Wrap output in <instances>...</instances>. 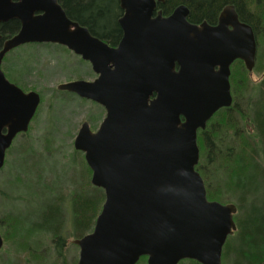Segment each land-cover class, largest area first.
Masks as SVG:
<instances>
[{
	"label": "water",
	"instance_id": "water-1",
	"mask_svg": "<svg viewBox=\"0 0 264 264\" xmlns=\"http://www.w3.org/2000/svg\"><path fill=\"white\" fill-rule=\"evenodd\" d=\"M118 1L122 36L110 46L71 20L57 0H0V23L19 22L0 49V168L40 103L38 92L24 91L5 77L3 57L26 43L63 45L88 61L97 76L56 88L106 111L95 131L85 120L73 139L91 170V184L104 192L92 230L74 241L77 264H136L142 256L147 264L184 259L222 264L237 208L207 198L195 168L197 130L231 105L232 61L253 68L252 28L230 5L218 26L198 27L187 22L184 5L162 16L160 10L153 14L164 0ZM2 245L0 234V250Z\"/></svg>",
	"mask_w": 264,
	"mask_h": 264
},
{
	"label": "trees",
	"instance_id": "trees-1",
	"mask_svg": "<svg viewBox=\"0 0 264 264\" xmlns=\"http://www.w3.org/2000/svg\"><path fill=\"white\" fill-rule=\"evenodd\" d=\"M58 1L62 5L66 15L70 19L77 21L80 25L86 26L91 34L109 43H115L119 37L120 28L117 20L122 10L119 7L118 0ZM248 1L164 0L163 3L158 4V8L166 13L182 3L190 9V17L192 19L206 18L210 20L219 5L231 2L236 5L240 16L247 20L251 17V13L249 14L244 7ZM261 17L262 26H264V15H259L256 20L254 19L255 23H252L254 30L257 29V24ZM18 28L19 22L17 20H9L5 23H0V34L12 35ZM244 84V90L242 93L239 91V97L237 94L235 98L233 96L231 106L220 109L214 114L217 115L219 112L224 111L223 115L227 119H230L226 121L225 125L227 128L231 125L234 126V137L230 138L225 130L224 134H219L220 136L216 140H213L214 138L211 137L209 132L210 130L206 128L202 131L200 139L205 148L208 149L207 158L210 165H215L216 158L222 160L223 163L220 162V167L222 166V169L228 174V178L232 180L231 189L236 193L237 197V212L234 216L236 230L232 235L228 236L223 246L222 264H264V79L258 83L246 81ZM241 96L245 98L243 101ZM238 116L247 120L246 126L253 130L254 136L248 137L245 135L246 139H243L244 142H242L243 144L238 149L240 152L235 153L232 152L235 150L234 145L230 149L228 142L231 140L233 143L235 138L238 139L239 136H243L241 135V131H245L244 125H239L241 121ZM212 127H215V125ZM38 130L41 132L42 129L39 128ZM30 131L28 129L26 133H22L21 138L16 140L15 144L11 146L14 158L17 161L20 158L22 159L18 166L23 167L18 172H15V175L20 180L19 183L15 182V186L18 189L21 186H24L26 189H36L35 187H37L40 195L43 197L41 200L43 208L33 219L14 215L17 218L13 222V228L16 229L15 232L17 233L15 234V241H13L14 248L10 253L4 254L5 261L3 264H21L23 262L18 255V249L24 247L20 243L25 244L23 234L27 236L28 233L30 237L35 233L38 235H42L43 233L51 237V248L48 251L50 262H46L43 258L42 260L40 258L27 259L25 262L28 261V264H65L61 258L62 249L66 248L65 237L72 235V237L78 238L92 230L95 218L104 200V193L101 188L91 184V170L85 163L83 154L78 151L74 152L79 153L81 158L78 155H74L70 160L73 167L66 169L67 171H72L67 179V183L62 184L58 181H52L48 184L44 177L45 168H41L42 164L37 158L44 161L45 156L51 154V151L48 154H43L40 140L41 135L32 134ZM44 131L43 133L45 134L42 137L44 139L42 140H45V143L48 145L50 141L52 142L53 135L51 136L50 132H46L45 129ZM26 145L28 146L25 147ZM22 147H25V150H22ZM48 147L45 149L48 150ZM220 147L228 148L227 156H221L222 153H219L218 157H215V154L213 155L214 150L219 152ZM52 151L54 150L52 149ZM8 162L10 165L11 161ZM77 166L81 167L77 172L76 178H73ZM207 166L206 169L209 170ZM203 168L199 161L196 169L203 178L207 198L213 200V195L210 193L211 190L207 188L209 186L204 177ZM219 179H223V175ZM63 191L67 193L72 191L71 195H69L71 231L66 234L63 229L65 217L64 203L62 201L64 198L61 197ZM11 215L13 216V214ZM71 246L74 245L71 243L69 249ZM72 252L75 254V251ZM0 259H2V256ZM144 260L146 262V258L141 257L136 264H145ZM67 264H76V258H72ZM178 264L200 263L192 259H185L179 261Z\"/></svg>",
	"mask_w": 264,
	"mask_h": 264
},
{
	"label": "rangeland",
	"instance_id": "rangeland-1",
	"mask_svg": "<svg viewBox=\"0 0 264 264\" xmlns=\"http://www.w3.org/2000/svg\"><path fill=\"white\" fill-rule=\"evenodd\" d=\"M246 8L247 10L253 11L255 16L264 15V0H249ZM261 19L257 24L258 61L256 67L251 72H248L240 62H236L232 67L231 83L234 98L236 94L239 97V91L242 93L244 90V82L250 81L252 83H258L264 79V26H262ZM1 66L7 78L19 84V87L23 90H35L39 93L41 98L40 104L37 108L36 116H34L35 118L33 117L30 122L29 130H31L30 132L32 134L41 135L40 140L42 151L44 152L43 154H48L50 151L51 154L45 156L46 158L44 161L39 158H37V160L42 164L41 168H45L44 177L48 184L52 181H58L62 184L67 183V179L72 171H67L66 169L73 167L70 163L71 158L74 155H78L81 158L79 153L74 152L71 140L81 122L88 120L93 127L97 125L99 119L97 121L95 120L101 115V109L99 105L78 97L71 92L57 90L56 86L67 80L86 79L91 72L89 64L59 44L26 43L6 53L3 57ZM240 81L241 86L239 84ZM241 97L243 101L245 98L243 96ZM223 114L224 111L214 115L210 124L207 125L211 137L214 138L213 140H216L217 137L224 134L225 130L230 138L234 137V126L229 125V128L226 127L225 123L230 119H227ZM239 118L241 121L239 125L243 124L245 129L244 132L241 131V135L243 136H239L238 139L235 138L233 143L231 140L228 142L230 149L234 145L235 150L232 152L235 153L240 152L238 149L243 144V139H246V137H244L245 135L248 137L254 136L253 130L246 126L247 120L243 117ZM213 125H215V127H212ZM239 125L237 126L239 127ZM39 128L42 129L41 132L38 130ZM44 129L46 132H50L49 134L51 136L53 135L51 139L52 142L50 141L48 145L45 143V140H42L45 134L43 133L45 132ZM201 137L202 133H200L197 138L200 150L199 161L201 167H204V177L209 186L207 188L211 190L210 193L213 195V200L222 203L232 202L237 204L236 193L231 189L232 180L228 178V174L222 169V166L220 167V162H222V160L216 158L215 165H210L209 159L207 158L208 149L205 148V145L201 142ZM20 138L21 135H19L16 140ZM16 140H14L13 145ZM27 146L28 145L25 147ZM25 147H22V150H25ZM47 147L48 150L45 149ZM11 149L12 147L7 151L6 156L8 159L0 169V234L3 238V245L0 251V257L2 256L0 264H3L5 261L4 254L10 253L14 248L13 241H15V234H17L15 232L16 229L13 228L14 219H17L14 215L33 219L43 208L41 203L43 197L40 195L37 187H35L36 189H26L24 186H21L19 189L16 188L15 182L19 183L20 180L19 177L15 175V172L23 168L22 166H18L22 159L20 158L17 161L12 155L13 152ZM52 149L54 151H52ZM228 151L227 147H220L219 152L214 150L213 155L215 154V157H218V154L222 153L221 156L225 157ZM8 161H11L10 165ZM206 166L209 167V170L206 169ZM80 167L77 166L75 168V176L73 178H76ZM50 169L54 171L52 172ZM55 169L57 170L56 172ZM221 175H223V179H219ZM71 193L72 191L70 193L63 191L61 195V197L64 198L62 201L64 203L65 217L63 229L65 234L71 231L69 204V195H71ZM10 213L13 214L14 217ZM22 228L25 230L24 227ZM23 237L25 244H20L24 247L18 249V255L23 261L21 264H28V261L25 262L27 259L35 258H40L41 260L43 258L46 262H50L48 252L51 248L50 236L43 233L42 235L35 233L30 237L28 233L27 236L23 234ZM74 238L75 237H72V235H67L65 237L66 248L62 249L61 252L62 262L65 264H67L69 260H72V258H77L75 247H70L72 251H75V254L69 249ZM144 263L146 264L145 260Z\"/></svg>",
	"mask_w": 264,
	"mask_h": 264
},
{
	"label": "flooded vegetation",
	"instance_id": "flooded-vegetation-1",
	"mask_svg": "<svg viewBox=\"0 0 264 264\" xmlns=\"http://www.w3.org/2000/svg\"><path fill=\"white\" fill-rule=\"evenodd\" d=\"M58 1V0H57ZM164 2V1H163ZM58 3H59V1H58ZM60 4V3H59ZM61 5V4H60ZM179 5H184V6H186V8L188 9V12H187V15H186V20H187V22L188 23H190V24H193V25H196V26H198V27H200L203 23L204 24H206V25H208V26H210V27H216V26H218L219 24H220V20H219V16H220V13L223 11V9L226 7V6H228V5H230V6H232V9H233V11H234V13L236 14V16H237V18H238V20L240 21V22H242V23H245V24H248L251 28H252V32H253V35H254V39H255V44H256V55H255V59H254V66H253V68H252V70L251 71H253V69L256 67V64H257V61H258V40H257V32H256V30H254V27H253V24L252 23H255V20H256V18H257V16H255V14L252 12V11H250V10H247V8H246V4H245V10L251 15V17L249 18V19H247V20H245V19H243L241 16H240V14H239V12H238V9H237V7H236V5L235 4H233V3H231V2H227V3H223V4H221V5H219V7L216 9V11H215V14H214V16L210 19V20H208V19H206V18H200V19H192L191 17H190V9L187 7V5H185V4H179ZM178 5V6H179ZM62 6V5H61ZM157 10H160L161 11V14H162V16H168L169 14H171L172 13V11L174 10V8L171 10V11H169V12H163L160 8H158V4H157V6H156V11L154 12V14L153 15H155V13L157 12ZM121 15H122V12H121ZM120 15V16H121ZM119 16V17H120ZM118 17V18H119ZM255 19V20H254ZM71 20H73V21H75L74 19H71ZM77 22V21H76ZM117 23H118V20H117ZM119 25V24H118ZM84 26V25H83ZM86 27V26H85ZM227 27H228V29H231V26L230 25H227ZM119 28H120V26H119ZM18 30V29H17ZM16 30V31H17ZM15 31V32H16ZM258 31V30H257ZM2 35V34H1ZM8 36H10V35H2V39L0 40V49L2 48V42H3V40L6 38V37H8ZM121 36H122V29L120 28V35H119V37L117 38V40L115 41V43H109V42H107V41H105L104 39H102L103 41H105L108 45H110V46H116L117 44H118V42H119V40L121 39ZM14 49V48H13ZM11 51V50H10ZM9 51V52H10ZM71 52V51H70ZM79 57V56H78ZM3 60V59H2ZM83 61H85V60H83ZM88 64H89V66H90V69H91V65H90V63L88 62V61H86ZM236 62H240L243 66H244V63L242 62V60H240V59H234L233 61H232V63L229 65V70H230V73H229V77H228V80H229V84H230V87H231V74H232V67L236 64ZM1 65H2V62H1ZM245 67V66H244ZM1 69H2V66H1ZM175 69L176 70H178V65L176 64L175 65ZM214 69H218V65H215V67H214ZM246 69V68H245ZM3 71V73H4V75H5V77L7 78V76H6V74H5V72H4V70H2ZM248 71V70H247ZM251 71H248V72H251ZM96 74L95 73H93V71L91 70V72H90V74H89V76L85 79V80H94L95 78H96ZM8 79V78H7ZM9 80V79H8ZM74 80V79H73ZM10 82H12V83H14L13 81H11V80H9ZM67 81H70V80H67ZM14 84H16V83H14ZM17 86H19V84H16ZM21 88V87H20ZM22 89V88H21ZM23 90V89H22ZM24 91H27V90H24ZM83 99H85V98H83ZM86 100H88V101H90V102H93V101H91V100H89V99H86ZM93 103H95V102H93ZM96 105H99L100 106V109H101V115L98 117V118H96V120L95 121H97L98 119H99V121H98V123H97V125L95 126V127H93L92 125H91V123H89V125H90V128H91V130L92 131H95L96 129H97V127H98V125L100 124V122L102 121V119L104 118V116H105V114H106V111H105V109H104V107L103 106H101L100 104H98V103H95ZM226 107H221L220 109H225ZM220 109H218V111L220 110ZM88 121V120H87ZM89 122V121H88ZM210 122V121H209ZM209 122H208V124H209ZM207 124V125H208ZM207 128V126L204 128V129H206ZM204 129H202V130H198L197 131V136L200 134V133H202V131L204 130ZM5 131V129L3 130V132ZM22 133H18L17 135H16V138L19 136V135H21ZM16 140V139H15ZM14 143V142H13ZM7 151H8V149L5 151V156H4V164L6 163V161H7V156H6V153H7ZM80 152V151H79ZM82 153V152H81Z\"/></svg>",
	"mask_w": 264,
	"mask_h": 264
},
{
	"label": "bare ground",
	"instance_id": "bare-ground-1",
	"mask_svg": "<svg viewBox=\"0 0 264 264\" xmlns=\"http://www.w3.org/2000/svg\"><path fill=\"white\" fill-rule=\"evenodd\" d=\"M253 12V11H252ZM237 17V16H236ZM258 17V16H257ZM238 19V18H237ZM259 19V18H258ZM262 20V19H261ZM259 22V21H258ZM248 25V24H247ZM257 30H258V26H257ZM90 32V31H89ZM93 35V34H92ZM255 55H256V52H255ZM239 84H240V86H241V81L239 82ZM243 85H244V83H243ZM232 83H231V87H230V94L233 96V92H232ZM233 99V98H232ZM73 150L74 151H78V150H76V149H74V147H73ZM79 152V151H78ZM83 159H84V156H83ZM235 206H236V204H235ZM236 208H237V206H236ZM237 211V210H236ZM89 233V232H88ZM88 233H86V234H88ZM86 234H84V235H86ZM84 235H82L81 237H83ZM81 237H78V238H74L73 240H72V244L74 245V247H75V249H76V253H78V251H79V248H78V246L74 243V241L75 240H77V239H79V238H81ZM77 262H78V258H76V264H77Z\"/></svg>",
	"mask_w": 264,
	"mask_h": 264
}]
</instances>
